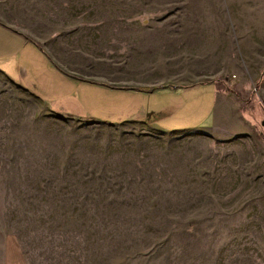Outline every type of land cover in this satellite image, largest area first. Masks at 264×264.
<instances>
[{"label":"rangeland","instance_id":"rangeland-1","mask_svg":"<svg viewBox=\"0 0 264 264\" xmlns=\"http://www.w3.org/2000/svg\"><path fill=\"white\" fill-rule=\"evenodd\" d=\"M15 1L95 27L72 40L88 56L135 46L138 63L163 61L153 81L196 84L149 94L163 129L98 123L53 112L16 84L17 62L14 77L0 65V264H264V0ZM219 86L226 139L196 130Z\"/></svg>","mask_w":264,"mask_h":264},{"label":"crops","instance_id":"crops-1","mask_svg":"<svg viewBox=\"0 0 264 264\" xmlns=\"http://www.w3.org/2000/svg\"><path fill=\"white\" fill-rule=\"evenodd\" d=\"M17 6L15 0H0V65L14 77L12 67L13 62H17V79L20 80L22 72L27 82L24 86L16 84L45 103L53 112L56 109L63 110L69 118L98 123H107L95 120L104 116L116 119L114 124L146 120L163 129V124L155 118L158 114L163 116L166 109L162 106L146 107V100L151 96L149 94L179 90L196 84L184 85L183 75L175 76V79L166 76L153 81L152 71L156 70L157 73L158 69H164L163 61L138 63L135 60V46H128L124 61H116L113 57L120 48L114 50L106 44L105 48H113L111 54L88 56L83 50L74 49L72 40L73 37L82 36L83 32H86L85 29L90 31L95 27L69 26V17H26L22 15L25 10L22 9L21 14ZM132 58L134 61L130 62ZM170 65L174 68L176 64ZM137 73H142L138 79ZM146 73H150L147 78ZM7 78L14 82L9 76ZM217 83L219 85V82ZM224 94L219 86L210 116L212 125L207 126L204 123L197 126L199 133L223 139L227 138L226 135L233 136L232 134L236 133L233 129L221 128L217 124L229 114V110L221 111L220 108V101L224 104L226 102ZM108 96H113V99H108ZM148 111L152 112L147 114ZM7 258H13V254L8 253ZM9 262L25 264L24 260L19 258Z\"/></svg>","mask_w":264,"mask_h":264}]
</instances>
